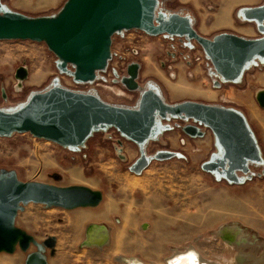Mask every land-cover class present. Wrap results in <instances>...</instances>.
Here are the masks:
<instances>
[{"label":"rangeland","instance_id":"1","mask_svg":"<svg viewBox=\"0 0 264 264\" xmlns=\"http://www.w3.org/2000/svg\"><path fill=\"white\" fill-rule=\"evenodd\" d=\"M26 1L28 5L23 6L18 5V0H3V3L12 11L40 16L57 14L67 0H57L48 7H40L39 0ZM160 1L161 11L189 14L194 28L211 38L222 32L250 38L263 35L256 22L243 18L241 9L262 5L264 0L235 2L229 11L230 24L226 26L216 21L220 10L231 0ZM210 4L215 5L213 17L208 9ZM112 55L108 62L110 67L120 66V62L125 66L133 62L139 65L137 89L130 90L122 82L127 72L115 77L109 73V68L98 71L94 81L76 82L72 75L59 70L58 56L46 41L0 39V109H17L33 92L48 89L56 79L64 87L95 93L113 104L136 107L143 91L153 83L168 103L197 100L233 107L247 115L256 114L258 117H251L250 122L260 138L264 157L261 126L264 107L258 100V94L264 90V59H255L237 81L217 86L220 77L202 45L184 36L152 35L141 29H125L114 34ZM21 66L27 69L25 78L16 75ZM38 71L43 72V76L35 77ZM162 123L163 129L143 145L123 136L114 126L95 131L79 148L63 146L31 132L0 135V171L15 169L25 181L112 188L120 192V200L127 204L128 197L134 193L148 208L146 215L154 221L161 216H171L178 221L171 228L173 231L189 229L184 240L157 242L156 231L143 222L140 227L120 232V249L115 245L102 249L87 247L82 246V241L88 225L106 224L98 208L67 209L31 202L19 211L16 224L39 241L50 236L56 238L54 249L46 246L45 250H39L47 254L48 264H125L115 258L120 254H136L147 262L166 264L165 258L173 249L186 247L188 242H193L212 261L233 264L238 248L215 235V231L228 224L238 225L237 230L241 227L248 234L246 251H252L251 246L255 245L257 250H253L257 255L264 253V161L250 162L249 172L239 173L243 181L231 182L202 167L214 149L219 151L215 134L209 127L178 116H169ZM189 124L198 125L204 135L187 132ZM120 139L124 157L118 148ZM160 150H173L176 155L165 160L153 159L140 173L131 169L142 153L152 156ZM69 172H73L74 179ZM239 232L240 238H245V234ZM34 250H37L35 245L27 251L18 245L14 252L2 251L0 264H25L28 253Z\"/></svg>","mask_w":264,"mask_h":264},{"label":"water","instance_id":"2","mask_svg":"<svg viewBox=\"0 0 264 264\" xmlns=\"http://www.w3.org/2000/svg\"><path fill=\"white\" fill-rule=\"evenodd\" d=\"M160 4V0H67L55 15L28 16L7 9L0 0V39L46 41L58 56L59 70L82 83L96 80L97 72L107 68L113 56V36L125 29L197 40L220 77L217 86L237 81L255 59H264V36L250 38L235 32H222L211 38L194 28L189 14L163 12ZM241 15L255 21L264 33V4L243 7ZM16 75L27 77V69L19 67ZM138 75L139 65L130 63L128 75L122 82L128 89L135 90L139 86ZM258 100L264 106V95L259 93ZM169 116L193 119L214 132L219 151L213 152L202 167L218 177L240 183L244 177L239 172L248 173L250 162L264 161L258 139L243 112L197 100L168 103L153 83L143 91L138 105L130 107L113 104L95 93L64 87L56 79L48 89L33 92L17 109H0V135L31 132L63 146L79 148L95 131L114 126L123 136L143 145L163 129L162 121ZM186 131L204 135L195 124L187 125ZM119 141L120 155L124 157L123 141ZM175 155L173 150H160L152 156L142 153L131 169L140 173L153 159L165 160ZM102 199V191L87 184L25 181L15 169H2L0 252H14L18 245L27 251L35 245L37 250L28 253L25 264H48L47 254L40 253L39 247L43 243L54 249L56 238L50 236L39 241L18 226L19 211L31 202L74 209L96 206ZM83 241L82 246L87 247L108 245L88 246Z\"/></svg>","mask_w":264,"mask_h":264},{"label":"crops","instance_id":"3","mask_svg":"<svg viewBox=\"0 0 264 264\" xmlns=\"http://www.w3.org/2000/svg\"><path fill=\"white\" fill-rule=\"evenodd\" d=\"M56 1L57 0H39L38 5L40 7H43V6L48 7L49 5L55 3ZM245 1H248V0H231V1H228L230 4L223 6V8L220 10V13L217 17L216 23L218 25H223V26L230 24L229 11H230L231 7L233 6V4L235 2H245ZM26 2H29V1L18 0V5H20V6L28 5V4H26ZM262 107H264V106H262ZM244 115L246 116L250 125H251V122H250L251 117H253V116L258 117L254 113H250V115H247L244 113ZM262 124L263 125H261V126L264 130V123H262ZM251 127H252V129H253V131H254L257 139H258V143H259L260 148H261L262 144L260 142V138H259L256 130L253 128L252 125H251ZM216 151L217 150L214 149L213 152H216ZM72 173L73 172H69V176H70V178L74 179ZM77 173H79L78 170H77ZM78 177H80L79 174H78ZM96 189H99L102 191L103 199L98 205L91 206V208H98L101 211L102 220L107 224V225L106 224H104V225L109 229V233H110V240L108 242V246L113 245V247H114V245H115L116 248L120 249V232H123L124 229H125V231H127L130 227H133V228L140 227L143 222H146V224H145L146 227L149 225L151 230L153 229L154 232L156 231L154 233V235H156V241L157 242H162V241L170 242L173 240H184L185 238H187L188 233H189L188 228H183L180 230V232L173 231L171 229L173 226L177 225V223H178V221L175 218H173L171 216H168V217L161 216L159 219L154 221L153 219L148 217L146 215V209L148 210V208H145V206L143 205L144 203H142L139 199H137L134 196V193L128 197V199H127L128 204H127L125 201L120 200V194H118L120 192H115L112 188H105V187L101 186V187L96 188ZM130 203H131V206H130ZM91 224H93V223H91ZM94 224L103 225V223H100V222H95ZM167 227H168V229L163 232L162 230L166 229ZM184 236H186V237H184ZM187 244H194V243L188 242ZM102 248H100V249H102ZM175 248L176 249H178V248L183 249V248H185V246H183V247L176 246ZM175 248L173 249V252H174ZM112 251L114 252V248H112ZM122 255H136V254H120V256H122ZM137 256H140V255H137ZM151 262H153V261H151Z\"/></svg>","mask_w":264,"mask_h":264},{"label":"bare ground","instance_id":"4","mask_svg":"<svg viewBox=\"0 0 264 264\" xmlns=\"http://www.w3.org/2000/svg\"><path fill=\"white\" fill-rule=\"evenodd\" d=\"M43 76V72L38 71L35 74V77ZM260 95H264V90L260 92ZM164 125V124H163ZM121 153V151H120ZM123 155V154H122ZM238 225H223L215 231L216 236L222 237L226 241L228 245L234 246L238 248V252L234 257L233 264H247L250 261L252 264H264V253L257 255L255 251L257 250L255 245L251 246L252 251H246L247 249V238L248 234L241 227L237 230ZM239 230L241 233L245 234V238H240ZM250 235V234H249ZM85 239V240H84ZM84 243L86 245H105L108 244L110 240L109 229L104 225L90 224L88 225L85 236ZM102 248V247H100ZM253 249H256L255 251ZM39 250H45V246L43 243L40 245ZM120 257V261L127 264H157L153 263L155 261L147 262L140 256L135 255H122ZM233 260V259H232ZM231 260V261H232ZM166 264H223L217 261H212L206 258L202 252L198 250V248L194 244L187 245L184 249H175L171 255L165 258Z\"/></svg>","mask_w":264,"mask_h":264},{"label":"built area","instance_id":"5","mask_svg":"<svg viewBox=\"0 0 264 264\" xmlns=\"http://www.w3.org/2000/svg\"><path fill=\"white\" fill-rule=\"evenodd\" d=\"M208 9L210 10L211 12V17H213V12L215 10V5L214 4H210L208 5ZM135 52L137 53L138 50H135ZM128 66H125L124 65V62H120V66L118 64H115V65H111V67L108 65L106 69H110V74L113 75V76H118L120 74V76L123 74V72H127L128 73ZM105 69V70H106ZM116 259H118L120 261V259L118 258V256L115 257Z\"/></svg>","mask_w":264,"mask_h":264},{"label":"flooded vegetation","instance_id":"6","mask_svg":"<svg viewBox=\"0 0 264 264\" xmlns=\"http://www.w3.org/2000/svg\"><path fill=\"white\" fill-rule=\"evenodd\" d=\"M255 22V21H254ZM257 27H258V25H257ZM262 36H264V33H263V35ZM113 57V56H112Z\"/></svg>","mask_w":264,"mask_h":264}]
</instances>
